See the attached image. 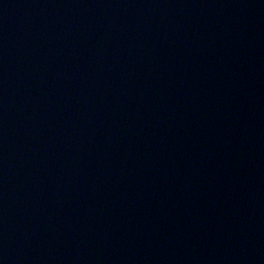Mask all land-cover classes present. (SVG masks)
Returning <instances> with one entry per match:
<instances>
[{
	"label": "water",
	"instance_id": "1",
	"mask_svg": "<svg viewBox=\"0 0 264 264\" xmlns=\"http://www.w3.org/2000/svg\"><path fill=\"white\" fill-rule=\"evenodd\" d=\"M0 264H264V0H0Z\"/></svg>",
	"mask_w": 264,
	"mask_h": 264
}]
</instances>
